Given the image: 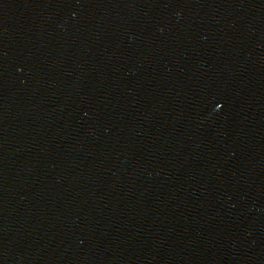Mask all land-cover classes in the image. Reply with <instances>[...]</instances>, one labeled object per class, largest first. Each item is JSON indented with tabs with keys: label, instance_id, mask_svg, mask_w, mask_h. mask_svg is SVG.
<instances>
[{
	"label": "water",
	"instance_id": "obj_1",
	"mask_svg": "<svg viewBox=\"0 0 264 264\" xmlns=\"http://www.w3.org/2000/svg\"><path fill=\"white\" fill-rule=\"evenodd\" d=\"M0 264H264V0H0Z\"/></svg>",
	"mask_w": 264,
	"mask_h": 264
}]
</instances>
